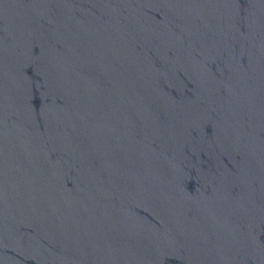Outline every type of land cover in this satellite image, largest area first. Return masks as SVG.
<instances>
[{
    "label": "water",
    "instance_id": "obj_1",
    "mask_svg": "<svg viewBox=\"0 0 264 264\" xmlns=\"http://www.w3.org/2000/svg\"><path fill=\"white\" fill-rule=\"evenodd\" d=\"M0 264H264V0H0Z\"/></svg>",
    "mask_w": 264,
    "mask_h": 264
}]
</instances>
